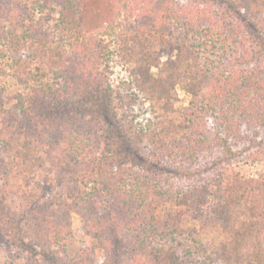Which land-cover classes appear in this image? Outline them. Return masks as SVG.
<instances>
[{
  "label": "trees",
  "instance_id": "16d2710c",
  "mask_svg": "<svg viewBox=\"0 0 264 264\" xmlns=\"http://www.w3.org/2000/svg\"><path fill=\"white\" fill-rule=\"evenodd\" d=\"M118 1L127 12L133 3L139 10L138 23L125 26L119 38L138 88L126 95L170 108L180 85L189 104L179 109L181 117L160 113L144 124L129 116L131 96L116 124L103 123V115L87 120L81 103L62 112L59 103L71 95L68 63L56 73L63 83L55 76V84L33 87L9 107L0 95V201L10 194L33 201L45 244L71 236V212L80 214L83 230L98 242L84 245L81 264H112L108 254L101 263L96 248L108 252L114 243L127 246L128 264H264V136L251 140L243 157L262 164L257 175H243L230 160L236 132H264V0ZM53 2L60 6L59 41L53 46L43 30L32 31L42 48L21 51L28 63L59 66L60 53H79L88 44L78 39L74 0L43 4ZM27 19L22 0H0V26L8 27L0 42L11 32L18 44L19 27L28 36ZM113 133L133 146L130 165L118 151L100 156ZM45 153L70 177L58 191L45 187L37 194L30 186L39 184L36 167ZM6 225L0 222V242Z\"/></svg>",
  "mask_w": 264,
  "mask_h": 264
},
{
  "label": "rangeland",
  "instance_id": "374dc122",
  "mask_svg": "<svg viewBox=\"0 0 264 264\" xmlns=\"http://www.w3.org/2000/svg\"><path fill=\"white\" fill-rule=\"evenodd\" d=\"M22 1L30 11L31 19H27L26 23L32 29L26 37H23L25 29L22 27L16 29L19 37L21 36L18 44L11 32H8V37L0 42V95L6 107L17 103L19 96H26L33 87H45L48 83L55 84V76L58 83H63V78L56 73L67 70L65 63H68V66L74 67V70L67 72L70 83L69 85L66 83V85L71 88V95L65 97L66 101L59 103L58 106L62 112H74L73 108L81 103L88 106H82L81 113H79L85 115L87 120L103 115V123L116 124L118 117L122 116L123 118V109L126 111L127 101L133 97L135 102L132 104L133 108L128 111L130 112L129 116L130 118L135 117L143 124L148 119H157L160 113L165 118L177 115L181 117L179 109L189 104V97L180 85L176 87L178 100L174 101V106L170 108H168L169 105L162 109L158 108V105L154 106L152 101L147 100L142 94L140 97L132 96L131 92H129L131 97L126 95L129 90L138 91V88L131 84L133 79L131 70L134 64L126 62L125 57L127 58V56L121 55L119 38L125 26L138 23L139 10L134 3L130 5L127 12L125 8L121 7L118 0H74L75 12L80 22L78 25L83 33V35H79L78 39L80 43L88 44L82 46L79 53H60V64H57L59 66H51L46 60L26 62L21 56V51L30 50L34 53L38 48H42L40 40L32 35V31L35 34L43 30L41 35L47 36L48 34L49 37L46 42L53 46L57 45L60 37V30L57 26L60 19V6L56 2L45 6L44 0ZM125 14H127L126 19ZM41 21L44 22V26L41 29L36 28L34 24L39 26ZM0 29H2L0 31L2 33L8 31L6 26H0ZM100 47H103V50L96 55V51ZM46 51H49L48 48ZM153 71L157 72V69L153 68ZM128 87L133 88L128 89ZM98 88L100 93H98L99 90L96 91ZM111 90L113 97L109 95ZM64 94L65 92L61 93V95ZM98 94H101V100L96 96ZM122 103L124 108L121 107ZM92 110L97 113L92 114ZM106 126L107 124L104 127ZM262 129L261 127H244L241 129L244 136L236 132L234 138L231 139L234 152L230 157L231 163L245 176L257 175L262 170V164H255L253 161L243 158L252 146L251 140L264 136ZM132 147L126 136L113 133L112 138L109 139L107 145L100 149L99 154L107 158L108 155L112 156V152L118 151L121 153V161L130 165V160L133 158ZM44 155L42 165L40 168L36 167L35 181L39 184L30 186V189L37 194L47 190L58 191L61 184H67L70 177V174L55 163L53 158H50L47 153ZM138 158L143 160V156L139 155ZM10 189L16 191L17 187ZM26 199H19L10 194L6 200L0 201V222L2 223L3 220L5 223L7 221L9 223V227L6 225V230L2 231L6 240L3 238L0 242V264H25V262L31 264H81L84 245L89 247L98 245L96 238L83 230L84 220L77 212H71L70 215L72 235L65 240L56 243L54 240L52 244H45L43 235L45 233L40 231L37 224L40 223L41 217L32 211L33 201L28 202ZM107 254L112 264H128L130 262L129 251L124 243L120 246H115V243L111 244L108 252L100 247L96 248V258L100 259L101 263L106 260Z\"/></svg>",
  "mask_w": 264,
  "mask_h": 264
}]
</instances>
